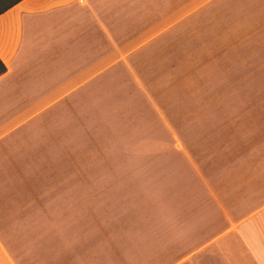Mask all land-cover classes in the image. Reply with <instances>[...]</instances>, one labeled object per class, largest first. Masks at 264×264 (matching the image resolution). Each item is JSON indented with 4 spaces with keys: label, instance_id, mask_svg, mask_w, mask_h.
<instances>
[{
    "label": "crops",
    "instance_id": "1",
    "mask_svg": "<svg viewBox=\"0 0 264 264\" xmlns=\"http://www.w3.org/2000/svg\"><path fill=\"white\" fill-rule=\"evenodd\" d=\"M233 1L21 0L0 14V264H264V149L195 145L225 116L166 109L176 43ZM71 191L111 257L48 241ZM116 201L138 209L101 205Z\"/></svg>",
    "mask_w": 264,
    "mask_h": 264
},
{
    "label": "rangeland",
    "instance_id": "2",
    "mask_svg": "<svg viewBox=\"0 0 264 264\" xmlns=\"http://www.w3.org/2000/svg\"><path fill=\"white\" fill-rule=\"evenodd\" d=\"M252 2L254 0L228 3L232 7L227 14L228 19L212 18L207 24H195L193 35L188 40L180 39L176 43L177 57H172V65L175 63L178 70L177 105L166 107L167 111L171 108L172 112L176 110L179 117H192L195 125L202 124L196 122L202 116H225L224 121L213 122L214 130L211 128L205 133V140L194 141L195 145L209 148L253 144L257 149H264V8L253 7ZM164 95H167L166 92ZM221 129H225L224 134ZM238 131H241L239 135ZM240 135L246 136L243 139L245 143ZM106 173L107 170L102 168L98 171V177L103 179ZM79 192L81 197L73 191L69 192L65 207L61 204L60 213L68 214L61 224L53 225V217L58 214L49 211V218H45L42 225L44 229L51 226L48 241L81 243L83 254L88 248L98 246L99 256L102 254L105 257L107 254L111 257L109 254L117 250L101 244L104 241L103 233H93L90 215L95 208L89 202L86 206L89 210L84 208L82 212L77 211L87 201L85 191ZM96 195L93 193V196ZM114 204L120 208L128 205L130 208L124 214L137 208L136 204L131 205L127 201L109 202L110 207L107 203H101L102 207L110 208V212L112 206L116 207ZM143 210L144 215L153 221L155 203L143 201L142 214ZM76 211V216L70 215ZM56 212H59L58 208ZM105 214L100 218L104 220L103 225ZM49 221L51 225L47 226Z\"/></svg>",
    "mask_w": 264,
    "mask_h": 264
},
{
    "label": "trees",
    "instance_id": "3",
    "mask_svg": "<svg viewBox=\"0 0 264 264\" xmlns=\"http://www.w3.org/2000/svg\"><path fill=\"white\" fill-rule=\"evenodd\" d=\"M21 0H0V14L10 9ZM7 71L5 63L0 58V75Z\"/></svg>",
    "mask_w": 264,
    "mask_h": 264
}]
</instances>
